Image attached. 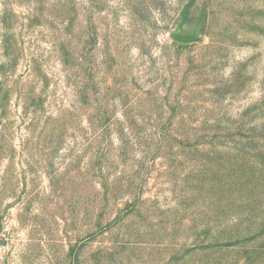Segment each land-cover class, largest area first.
I'll list each match as a JSON object with an SVG mask.
<instances>
[{
    "label": "rangeland",
    "instance_id": "rangeland-1",
    "mask_svg": "<svg viewBox=\"0 0 264 264\" xmlns=\"http://www.w3.org/2000/svg\"><path fill=\"white\" fill-rule=\"evenodd\" d=\"M0 264H264V0H0Z\"/></svg>",
    "mask_w": 264,
    "mask_h": 264
},
{
    "label": "water",
    "instance_id": "water-1",
    "mask_svg": "<svg viewBox=\"0 0 264 264\" xmlns=\"http://www.w3.org/2000/svg\"><path fill=\"white\" fill-rule=\"evenodd\" d=\"M174 40L178 41V42H183V43H190L193 41V38H189V37H181V36H174L173 37Z\"/></svg>",
    "mask_w": 264,
    "mask_h": 264
}]
</instances>
